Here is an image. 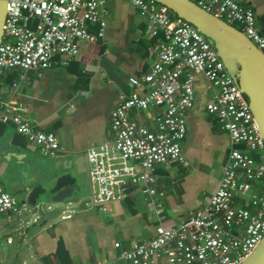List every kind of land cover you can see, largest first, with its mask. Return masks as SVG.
Here are the masks:
<instances>
[{
	"label": "built area",
	"instance_id": "2783aa9c",
	"mask_svg": "<svg viewBox=\"0 0 264 264\" xmlns=\"http://www.w3.org/2000/svg\"><path fill=\"white\" fill-rule=\"evenodd\" d=\"M240 30L264 52V35L245 0H192ZM147 20L145 34L157 41L156 58L147 73L131 77L133 90L118 94L111 112V138L87 151L92 184L91 205L126 200L139 191L151 200L164 193L156 187V168L182 162L187 114L193 107L195 74L212 90L206 111L230 138L219 183L201 209L178 226L155 227L149 240L122 249L121 264H239L264 236V140L248 100L218 57L213 44L194 26L154 0H128ZM105 0H7L0 43V76L11 69H48L77 56L79 42L104 35ZM96 25L97 32L89 30ZM153 109L155 112L148 114ZM135 112L138 121L131 119ZM147 113L150 125L144 123ZM54 157L59 142L35 128L26 110L0 97V123ZM243 146V147H240ZM244 203V204H243ZM157 216L161 210L148 203ZM18 200L0 183V214H18ZM119 246V244H116ZM92 264H105L102 262Z\"/></svg>",
	"mask_w": 264,
	"mask_h": 264
},
{
	"label": "crops",
	"instance_id": "0c3cea01",
	"mask_svg": "<svg viewBox=\"0 0 264 264\" xmlns=\"http://www.w3.org/2000/svg\"><path fill=\"white\" fill-rule=\"evenodd\" d=\"M243 3L253 9L256 28L264 35V0ZM103 17L104 35L96 42L80 41L77 56L67 64L56 57L48 69H11L0 76V97L24 108L37 130L53 133L59 142L54 157L43 156L12 123H0V183L21 208L18 214H0V264H15L21 247L37 264H121V250L153 238L157 224L178 226L207 204L222 176L230 138L206 111L212 90L199 72L187 114L183 161L156 168V187L164 196L151 200L135 190L124 201L107 203L105 212L91 205L89 164L78 168L71 160L111 138L118 94L130 93V78L147 73L156 58L157 40L145 34L147 20L128 0H105ZM97 29L89 26L93 33ZM148 114H143L144 123L150 125ZM130 117L138 121L135 112ZM65 186L72 187L71 198L90 200L88 207H70L40 230L24 225L32 190ZM150 202L161 210L159 216L150 210Z\"/></svg>",
	"mask_w": 264,
	"mask_h": 264
},
{
	"label": "water",
	"instance_id": "95a60500",
	"mask_svg": "<svg viewBox=\"0 0 264 264\" xmlns=\"http://www.w3.org/2000/svg\"><path fill=\"white\" fill-rule=\"evenodd\" d=\"M154 1L165 5L176 17L190 23L213 44L226 70L246 96L264 140V52L240 30L215 17L192 0ZM6 13L7 0H0V43L4 33ZM71 161L78 168L81 165L88 166L87 155L77 156ZM71 190V186L56 191L43 190L40 193L32 190L27 198L31 210L24 220V225H34L40 230L55 223L64 212L71 211L70 207L75 206L78 210L87 208L90 200L71 198ZM13 261L15 264H37L25 247H21ZM239 264H264V236L255 249Z\"/></svg>",
	"mask_w": 264,
	"mask_h": 264
},
{
	"label": "trees",
	"instance_id": "16d2710c",
	"mask_svg": "<svg viewBox=\"0 0 264 264\" xmlns=\"http://www.w3.org/2000/svg\"><path fill=\"white\" fill-rule=\"evenodd\" d=\"M175 16V15H174ZM240 147H243V146H240Z\"/></svg>",
	"mask_w": 264,
	"mask_h": 264
}]
</instances>
